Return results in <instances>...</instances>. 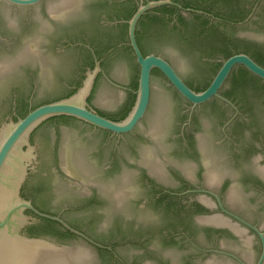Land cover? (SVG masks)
Wrapping results in <instances>:
<instances>
[{
    "label": "flooded vegetation",
    "instance_id": "obj_1",
    "mask_svg": "<svg viewBox=\"0 0 264 264\" xmlns=\"http://www.w3.org/2000/svg\"><path fill=\"white\" fill-rule=\"evenodd\" d=\"M146 1L72 0L63 9L53 10L50 7L56 1L46 5L45 0H40L30 6L16 7L31 10L39 6L41 21L28 18L17 29L13 24L4 25L0 19V57H3L0 65H8L5 70H0V93L3 83H19L9 97V120L19 117V107L25 102L30 110L34 104L55 101L72 90L76 91L87 71L94 69L96 61L101 70L95 75L86 98L87 104L105 118L118 113L130 94H136L137 88L133 90L130 84L137 75L138 85L139 74V66L128 43V25L122 11L128 5L137 9ZM172 1L181 8L162 5L176 8L170 16L165 14L168 19L165 30L171 31L176 24L178 29L175 32L182 38H194L203 33L207 39L210 37L212 43L246 41L264 57V0H186L190 1L187 7ZM154 8L142 14L136 23L135 40L140 52L137 36L143 44L148 27L153 28L150 18L163 15L151 11ZM177 14L191 22V26L178 24ZM197 15L201 20L195 19ZM124 24L127 25V38H117ZM27 33H39L45 41L40 45L26 44L23 37ZM110 36H114L111 42L108 41ZM156 41L160 40L147 42L148 50L141 54L160 56L173 66L167 56L151 47ZM21 46L23 49L17 54ZM43 48L46 49L44 54ZM191 53L185 54L191 63L193 77L185 78L175 70L184 82L185 79L190 81L191 87L185 82L188 87L200 92L207 88L217 72L210 77L204 89L197 91L195 88L208 75L203 68L217 62L221 65L226 58L217 53L213 57L195 51ZM239 53L243 52L234 54ZM119 56L130 57L136 66L128 85L111 77L105 68ZM63 60L73 64L68 77H59L62 92L36 102V95L46 90L45 83H50L62 70ZM89 62H93L92 68ZM195 62L201 65L202 70H196ZM154 69L157 68L151 70L150 81L154 75L163 77L173 94L183 101L173 109L172 135H166L173 142L172 152H169L172 158L167 157L168 152L165 151H133L131 157L111 152L97 172L109 176L106 184L97 181L80 190L75 184L68 183L76 190L73 194L75 203L68 202L56 211L31 199L32 193L44 195L46 191L50 195L53 183L48 179V172L30 170L21 188L22 196L30 199L36 208L60 216L84 236L104 246L93 247L107 258L106 264H259L264 249V226L260 223V218H264V80L242 65H236L219 88L220 97L213 96L203 103L193 104L177 92L160 70ZM242 69L248 72V76L258 79L257 86H251V83L243 85L242 79L238 78ZM234 77L238 79L235 84ZM100 79L126 94L124 103L110 114L91 103ZM151 100L152 87L144 116L131 131L120 135L74 117L48 118L36 128L49 121H79L103 131L118 143L123 142L127 135L142 142L156 143L157 135L138 131ZM202 116L210 119L204 121ZM56 137L54 156L58 163L54 170L64 172L68 182L75 177L60 166L59 156L66 144L59 140L58 133ZM220 149L226 151L221 153ZM80 155L77 150L75 157L79 159ZM87 165L91 168L88 162ZM66 213H72L74 217L69 219ZM58 225L62 233L68 231ZM85 225L92 226V231L86 230ZM69 237L85 242L75 234ZM122 248L133 249L132 261L123 259L119 253ZM260 264H264V259Z\"/></svg>",
    "mask_w": 264,
    "mask_h": 264
},
{
    "label": "water",
    "instance_id": "obj_2",
    "mask_svg": "<svg viewBox=\"0 0 264 264\" xmlns=\"http://www.w3.org/2000/svg\"><path fill=\"white\" fill-rule=\"evenodd\" d=\"M0 1V19L4 25L13 24L18 29L21 23L28 18L36 21L43 20L39 6L31 10L16 7L30 6L40 0ZM54 1L56 2L50 8L60 10L72 0H45V4L48 5ZM162 5H175L181 8L179 4L174 3L172 0H147L146 3H140L130 19L126 21L128 25V43L139 66V74L134 105L126 117L120 121H113L99 115L87 104L86 98L92 89L95 75L101 70L97 61L94 69L87 71L81 86L70 96L30 109L25 116L19 117L16 121L9 120L8 102L10 95L19 86V83L2 84L3 91L0 93V264L108 263L107 258L100 255L93 247L104 246L84 236L60 216L38 210L30 199L22 196L21 188L30 170L37 169L48 172V179L53 183V186L50 187V195L46 191L44 195L43 193H32L31 199L40 206L44 205L46 208L56 211L68 202L70 204L75 203L73 194L76 190L69 184H75L76 188L80 190L86 188L87 184L97 181L101 182L102 185L106 184L109 176L97 172L100 164L108 159L111 152L131 157L133 151H165L168 152V155L165 154L164 156L167 155V157L172 158V154L169 152H172L173 142L166 135H172V112L183 101L173 94L163 77L154 75L150 81L153 68L160 70L177 92L193 104L203 103L213 96L220 97L218 90L236 65H242L250 73L264 80V67L255 62L249 55L239 53L224 59L207 88L196 92L188 87L178 74L179 72L188 79L193 77L191 76L192 66L189 59L172 40L156 41L151 47L167 56L175 68L160 56L153 54L143 56L135 40L136 23L147 10ZM38 30L42 34L41 29ZM41 34L31 35V33H27L23 37V39H26L24 43L42 44L45 37ZM252 35L259 36V34ZM46 41L48 42L47 39ZM21 49H23V46L19 48L17 54ZM42 50L44 54L46 49L43 48ZM0 59H3V57H0ZM61 64L62 70L59 74H55L50 83H45L46 90L36 95V102L56 97L62 92L59 77L70 75L73 62L64 61ZM6 68H8V65H0L1 71ZM105 68L111 77L128 85L135 73L136 66L130 57L119 56ZM193 80L195 84L198 83L196 78H193ZM151 87V105L144 120L140 123L138 131L148 135H157L158 140L156 143L142 142L132 135L125 136L123 142L118 143L114 138H108L103 131L79 121H49L40 128H36L48 118L70 116L117 135L129 132L140 122L146 112ZM125 100V93L115 89L106 83L104 79H100L91 103L100 111L110 114L115 112ZM202 117L204 121L210 119L207 116ZM57 133L59 140L66 144L64 152L59 156L60 166L64 171H69L75 177V179L68 182L64 172L54 170L58 163L54 156V142ZM77 150L81 154L78 157L79 159L75 157ZM223 151H226V149L219 150L221 153H224ZM91 152L95 153L92 154ZM88 153L91 154L87 155ZM87 162L91 168H89ZM44 198L46 199L44 200ZM65 216L69 219L74 217L72 213H66ZM37 217L57 222L64 229L82 237L85 242L69 237L59 229L46 228L42 225L40 228L38 227V237L28 235L25 228L37 221ZM260 223L264 226V218H260ZM84 227L86 230L92 231V226L85 225ZM132 250L122 248L119 253L124 260L130 262L132 261ZM263 259L264 249L259 264Z\"/></svg>",
    "mask_w": 264,
    "mask_h": 264
},
{
    "label": "trees",
    "instance_id": "obj_3",
    "mask_svg": "<svg viewBox=\"0 0 264 264\" xmlns=\"http://www.w3.org/2000/svg\"><path fill=\"white\" fill-rule=\"evenodd\" d=\"M178 1L183 7H187L190 1H182V0H176ZM209 7V6H208ZM136 10V7L134 5H128V8H125L122 11V17L124 20H128L132 14L134 13V11ZM205 10L209 11V8H206ZM151 11H157V12H161L163 15L160 17H156V16H152L150 18V22H151V28L148 27V31L147 33L144 34L143 36V44H141L138 36H137V42L138 45L141 49V52L143 54H145L148 50L147 48V42H152V40L157 39V40H163V39H172V42H174L175 44H177L179 46V48L182 49L183 52H185L186 54H192V51L195 52H200L206 56H211L213 57L214 54H221L224 58H227L229 56H231L234 53L237 52H243L246 54H249L258 64H260L261 66H264V57L257 51V49H255V47L252 44L246 43V41H240V43H224V44H219L216 41H214L213 43L211 41H209V38L207 39V37L205 35H203V33H199L198 35L193 36L194 38H182L180 34H176V29H178L177 25L174 24L172 26V30L171 31H167L166 29V25L168 24V19L165 18V14L167 16H170L171 13L176 12V8L172 7L169 8L167 6H160V7H156L154 9H152ZM177 19V23L180 25H185L186 27L189 25L191 26V22L187 21L186 18H184L181 14H177L176 16ZM195 19H200V16L197 15L195 17ZM240 19H235V21H239ZM206 21V20H205ZM205 21H202L201 23H205ZM126 24H124L123 27H121V33H119L117 38H127V33H126ZM114 36H110L108 41L111 42L114 39ZM244 42V43H243ZM196 65V70L200 71L201 69V65L198 64V62H195ZM89 66L90 68L93 67V62H89ZM220 66V62L217 63H213L208 65L207 67L203 68V70L205 71V73H207L208 75L205 76L202 81L201 84H199L195 90H201L204 89L207 85L208 82L210 80V77L212 75H214V73L217 71V69ZM244 70V71H243ZM153 71H157V69H154ZM239 77L241 78L242 81L244 82L243 85H250L251 86H257L258 83V79L256 80V78L254 77H250L248 76V72L245 69H242L239 73ZM237 78L234 77L233 82L235 84V82H237ZM185 82L191 87V83L189 80L185 79ZM131 88L133 90H136L137 88V75L135 77H133L132 83L130 84ZM75 90H72L68 93H66L65 95H63V97H58L56 98V100L61 99V98H65L70 96L72 93H74ZM135 97L136 94H130V98L129 100L126 102V104L123 106V108L116 114H113L111 116H107L108 119H111L113 121H120L122 119H124L126 117V115L128 114V112L131 110L134 101H135ZM89 101V98H88ZM44 104V103H40V104H34L32 106L31 109ZM29 110L27 109V104L25 102V104H23L22 106L19 107L18 110V114L19 117H23L26 115V113ZM18 117V118H19ZM17 118V119H18ZM61 118L63 119H71L70 116H61ZM17 119H13V121H16ZM22 192V190H21ZM38 209L45 211L44 209H41L39 207H37ZM38 218V222L32 223L28 226H26V230L29 232L28 235L30 236H36L38 227L40 228V226H45L46 228H51V229H58L59 225L51 220L45 219V218ZM63 234L68 235V236H73V234L69 233L68 231L63 232Z\"/></svg>",
    "mask_w": 264,
    "mask_h": 264
}]
</instances>
